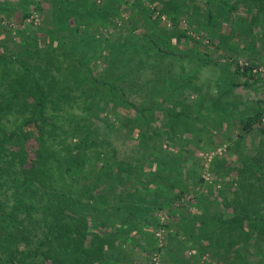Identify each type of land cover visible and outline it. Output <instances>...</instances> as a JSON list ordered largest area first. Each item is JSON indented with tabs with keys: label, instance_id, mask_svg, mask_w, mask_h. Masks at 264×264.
Instances as JSON below:
<instances>
[{
	"label": "trees",
	"instance_id": "obj_1",
	"mask_svg": "<svg viewBox=\"0 0 264 264\" xmlns=\"http://www.w3.org/2000/svg\"><path fill=\"white\" fill-rule=\"evenodd\" d=\"M2 21L0 264H150L170 244L172 202L190 191L185 207L209 239V264L237 243L263 254L264 97L234 92L264 80L261 55L241 61L226 51L234 33L246 49L264 46V0H0ZM111 25L108 36L91 33ZM211 64L222 90L208 100L196 88ZM185 87L188 104L175 99ZM109 104L132 114L115 124L102 118ZM222 120L228 129L216 133ZM114 139L135 140L138 156L119 158ZM189 143L236 148L235 160L210 161L215 189L200 158L187 164Z\"/></svg>",
	"mask_w": 264,
	"mask_h": 264
},
{
	"label": "rangeland",
	"instance_id": "obj_2",
	"mask_svg": "<svg viewBox=\"0 0 264 264\" xmlns=\"http://www.w3.org/2000/svg\"><path fill=\"white\" fill-rule=\"evenodd\" d=\"M6 1H7V3H9L12 0H6ZM38 1H40V0H38ZM98 1L100 2V0H98ZM43 5H45V2H43ZM240 10L242 11L241 13L245 14L243 12L242 8ZM40 21H41V19H40L38 13H36L34 10H32V13L29 16V18L26 19V22L32 26H35ZM0 24L2 25V28H3V26H5L6 23L4 21H2V22H0ZM9 24L11 25L12 28H16L18 26V24L16 22L9 23ZM114 28H116V25H111V27H108V28L100 27L98 31H93L91 33L93 34L94 32H101V33H103L102 36H108L111 33L115 32ZM226 29H227V27H226ZM234 34H233V36L230 40V43H229L230 44L229 46H231V45L233 46V50H229V51L227 50L226 54L228 56H230V55L233 56L234 54H236L237 51H239L237 59L241 60V61H248L250 58L254 59V60L256 58L259 59V56L261 55V59H259V63H258L259 67L257 68V70L260 73L261 77L264 76V53L259 52L260 49H262V50L264 49V46L258 45L257 47L254 48L253 51L250 49H246V47L249 48V46H243L242 44L238 45L236 42V40L238 38H236L234 36ZM37 36H39V40L41 43L48 39L46 33L38 32ZM99 36L100 35H97L98 39H99ZM6 37H8V36H6ZM181 45L183 48L189 47L188 45H186L184 43H182ZM189 45L192 46L191 43ZM212 49H214V48H212ZM210 50H211V48H210ZM218 53L219 52H217L216 50H212V52L210 53L211 59L212 60L217 59L220 64H224L223 60H226L224 57H222L220 55H219L220 57H215V56H217ZM219 54L222 55L223 53H219ZM219 69L220 68L218 65L211 64L210 67H206L204 70H202L200 72V76H199V79L197 81L196 91L197 90L202 91V93L205 94V96L207 97L208 100L210 99V97L220 93L222 90V88H220L219 86H217L214 83L215 80L218 79V76L220 75ZM221 84H222V82H221ZM253 89H255V90H253ZM234 92H236L237 96H239V95L241 96L240 99L242 97H243V99L256 98V97H261V96L264 97V80H260L256 83H253L250 86L237 88ZM192 97H193L192 89L190 87H185V88H183V92L179 96H176L175 99L180 101V103L185 102L186 104H188L191 101ZM230 100H231V98H230ZM111 106H112V104H109L105 108V112L102 113V118H108V119H110V121L114 122L115 124L119 123L118 121L122 120V118H124L125 116L132 114L131 113L132 108L121 106V105H117L113 108ZM225 106L228 107L229 105L226 104ZM220 112L222 113V115L224 114L227 117L230 116L228 113H224L223 111H220ZM222 115H221V117H222ZM155 116H156V118L159 119V121L157 122L156 125L157 126H164L165 121L162 118L159 111H155L154 117ZM235 116L237 117V115H235ZM235 121H236V119L233 118V122H234L233 125H235V123H236ZM165 127H166V125H165ZM168 129H169V127H168ZM214 129L217 130L216 133L220 132L221 134H223V132H225L228 129V125H227V123H225L222 120V121H220L219 124L217 123L215 125ZM183 135H185V134L183 133ZM253 137H254L253 144H257V142L259 141V139L262 136L257 133L256 135L254 134ZM111 143L116 148L117 156H119V158H121L123 160L125 159V161H129V160L135 158L136 156H138L139 151H138V148H135L136 142L133 139H128V140H125L124 142L121 141L120 139H114ZM166 144L168 145L167 141H166ZM187 145L188 146H186V148L190 151L189 154H191V155H189L190 159H186L187 164L190 165L191 158L192 159L195 157L200 158L199 161H201L204 164V168H202L201 174L208 182H210V184H213L212 187L215 189V187L217 186V183H218L215 180L216 176L214 173H212L211 171H209L207 169L208 165L210 164V161L216 155L217 156L218 155L224 156L225 159H228V161L235 160L236 148L230 150L226 146H224V144L221 146L207 145L208 147H205L204 149L202 147H199L195 143H189ZM200 145L202 146V143H200ZM163 146L165 147V143L163 144ZM169 148L173 152H176L178 150V148H175V147H172V148L169 147ZM234 166H236V168L238 166L243 168V164L240 162H236L234 164ZM235 170L229 171L230 176H233L234 173H236V174L238 173V172H235ZM184 179L185 178L182 176L181 182H183ZM178 184H179V182H178ZM181 184L182 183H180L178 186H180ZM193 192L194 191H192V192L190 191L189 194L186 195L185 197H183L182 199L176 200L177 202H175V204L172 206L179 205L177 207L182 208V206H183V209H184L185 206L191 204L190 202H191V198L193 197ZM189 208H191V206ZM165 215H166V213H165ZM169 217H170V215H169ZM146 230H150L151 232L153 231V230H151V228H148ZM153 235L156 238L157 243H158V245H156V248H157V246H161V243L163 244L162 241H164V239L162 237V230L155 231L153 233ZM233 248H236V249H233ZM263 248H264V246H263ZM137 252L138 251L136 250L134 252V254H137ZM245 252L247 253V255H246L247 261L245 260V264H264V252H263V254H259L258 250L254 247H249L248 252L243 251L241 243L240 244L237 243L236 246L229 247V249H227L225 251V255L223 256V259L218 261V264H228L230 261H234V257L237 259V261H242L245 258L244 257ZM162 253L163 252H155L154 254H152L151 255L152 258L150 257V259H151L150 264H151V262H152V264H162L161 263ZM207 253H208V251H207ZM141 254H142L143 258H146V251L142 252ZM218 256L219 255L217 254L215 258H219ZM146 261H149V260L146 259ZM212 262H213V260H212Z\"/></svg>",
	"mask_w": 264,
	"mask_h": 264
},
{
	"label": "crops",
	"instance_id": "obj_3",
	"mask_svg": "<svg viewBox=\"0 0 264 264\" xmlns=\"http://www.w3.org/2000/svg\"><path fill=\"white\" fill-rule=\"evenodd\" d=\"M134 188L131 187L130 191ZM152 198V197H149ZM177 202V201H176ZM197 203V202H196ZM172 202L171 205H174ZM179 205L173 206V213L169 217V224L172 230L168 236L170 240L169 246H167L164 253H162V264H209L212 260L208 256V246L210 245L209 239L204 235H197L193 231V226L196 222L190 217L188 209L183 210ZM176 207V208H175ZM194 211L199 215L197 206H194ZM186 219V220H185ZM173 230L177 231L176 235H173ZM184 231L185 233H183ZM135 252V249H133ZM223 255V254H220ZM142 257V254L140 255ZM243 263V260L241 261Z\"/></svg>",
	"mask_w": 264,
	"mask_h": 264
}]
</instances>
